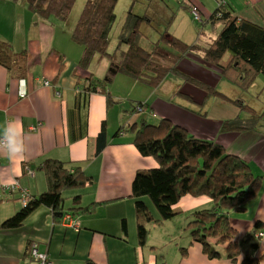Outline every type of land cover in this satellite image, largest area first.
<instances>
[{"label":"crops","instance_id":"crops-1","mask_svg":"<svg viewBox=\"0 0 264 264\" xmlns=\"http://www.w3.org/2000/svg\"><path fill=\"white\" fill-rule=\"evenodd\" d=\"M220 2L227 4L238 18L264 27V0H219L214 2L212 11L205 9V2L182 0L187 7H198L201 19H208ZM216 29L218 32L221 25ZM57 38L51 20H39L24 5L0 0V41L10 44L14 51L26 50L32 64L26 79L27 96L23 99L18 97L17 80L0 66V137L11 123L21 133L24 143L23 153L11 158L0 148V185L17 183L27 190L29 196H38L47 188L45 177L38 169L43 161L80 162L84 175L92 178L93 184L65 192L64 207H70L75 196L80 198L82 206L100 205L91 215L74 219L69 227L54 222L49 209L40 207L20 228L0 229V264H34L28 256L30 242H35L41 251L47 253L53 264H232L228 260H208L201 247L189 240L182 243L189 248L186 256L180 260L179 253L169 260L165 244L169 235L165 241L160 235L157 241L155 229H151L155 225L149 227L146 245H139L135 200L129 196L131 184L136 171L154 168L157 163L152 157L138 153L132 144L133 138L128 139L125 134L117 139L111 138L110 134L118 128L113 133L108 129L110 109L105 94L91 93L86 89L93 73L89 68L79 67L66 42L59 44ZM193 59L190 65L195 63L207 68L202 67L197 58ZM60 63L62 69L59 71ZM188 67L186 64V69ZM178 69L182 71L180 66ZM43 80L49 81L50 87H44ZM166 80L168 77L155 88L156 91ZM184 87L180 94L197 105L204 101L203 92L190 85ZM154 101L147 104L156 110L154 104L158 102ZM185 108L181 107L185 112H179L178 116H174L168 107L161 108V118L178 122L195 137L221 144L230 153L248 160L252 171L263 176L262 189L253 199L254 203L252 200L246 212L241 214L245 219L241 224L246 232L257 220L264 224V128L243 134H221V124L227 118L208 122V112L194 114ZM102 123L110 142L96 155L95 140ZM2 198L0 223L21 208L18 194ZM210 205L211 201L206 197L185 196L175 208L187 218L194 210ZM122 221L126 224V240L121 231ZM256 254L264 258V237ZM260 263L264 264V259Z\"/></svg>","mask_w":264,"mask_h":264},{"label":"trees","instance_id":"trees-1","mask_svg":"<svg viewBox=\"0 0 264 264\" xmlns=\"http://www.w3.org/2000/svg\"><path fill=\"white\" fill-rule=\"evenodd\" d=\"M11 1L17 5H24L29 12L45 22L51 18L66 22L75 3V0ZM117 1H86L71 32V41L84 49L79 67L85 68L90 57L97 53L107 56L117 73L128 75L139 83L156 88L168 75L172 74L178 77L183 85H190L203 93L207 91L205 100L214 96L225 103L230 100H226L224 94L178 69L185 56L197 58L201 61L202 67L211 66L219 72L224 81L244 91L251 88L259 75L264 77V27L238 18L227 4L222 3L208 19L202 22L201 16L200 20L194 19L190 12L194 5L186 7L181 0V6L187 8L193 20L201 23V26L208 22L212 32H215L216 27L221 25V29L214 36H207L201 31L197 41L186 44L168 34L160 35L157 41L150 42L148 31L146 30L144 36L141 33V26L155 24L156 20L149 19L146 13H143L141 16L128 17L122 31L125 34L119 41L122 46L118 45L116 51L109 54L107 52L108 37L115 21L114 10ZM165 1L160 0L155 5H150L154 12L161 15L160 21L163 23L167 18L165 16L167 1ZM151 2L148 1V4ZM173 18L174 16L169 23ZM140 38L149 42L147 48L141 46ZM162 41L165 47L160 45ZM31 65L30 56L26 50L14 51L10 44L0 41V66L17 80V84L20 80H24L26 84ZM61 69L60 63L59 71ZM54 79L56 80L57 76ZM94 82L93 79H89L86 89L91 93L105 94L104 87ZM176 95L190 105L194 103L189 97L179 92ZM105 96L107 106L114 104L110 94L107 93ZM205 100L198 105L195 103L196 106L192 110L180 106L179 103L178 106L194 114H200V111L203 112ZM146 106L149 105L138 102L134 112L144 113ZM241 107L245 109L242 105ZM245 107L251 111L248 106ZM137 108L140 110L137 111ZM152 117L157 119L158 116ZM238 117L223 121L219 132L221 134L256 132L255 126H246L243 123L245 120ZM139 123L137 125L130 117L128 124L118 128L112 135L118 138L121 134L131 131L134 134L132 144L138 153L143 157H152L157 163L154 168L136 171L131 184L129 196L135 200L139 245L141 247L146 245L151 225H160L172 220L180 213L175 206L183 197H206L211 201L210 207L194 210L187 217L186 230H188L190 243L200 245L202 254L208 260L226 259L234 263L242 257L240 264H259L264 258L256 257L255 254L262 240L259 235H264V224L257 220L254 227L247 232L246 238L239 240L236 231L230 226L229 219L231 214L246 212L249 203L262 189L263 176L252 171L248 160L230 153L224 146L212 140L191 135L178 122L173 123L167 118H161L158 124L149 125L145 119L140 120ZM95 142L97 155L108 145L104 123ZM38 169L45 177L46 190L38 196L28 195L25 203L21 202L19 211L0 223V229L20 228L27 217L40 207L48 208L53 221L61 224L66 214H70L73 219H78L91 215L100 205V203H90L82 206L80 198L75 196L71 200L70 207H64L65 192L80 190L93 184V179L84 175L80 162L64 163L48 159L43 161ZM27 172L30 173L28 168ZM5 185L11 184L0 185V188ZM0 192L1 196L18 194L21 197L18 192L9 189H3ZM19 199L21 201V198ZM121 231L126 240L125 221L121 223ZM220 248L222 251L219 250ZM37 249L40 253H45L38 246ZM178 249L181 260L186 256L188 248L181 246ZM28 256L31 259L30 247Z\"/></svg>","mask_w":264,"mask_h":264},{"label":"rangeland","instance_id":"rangeland-1","mask_svg":"<svg viewBox=\"0 0 264 264\" xmlns=\"http://www.w3.org/2000/svg\"><path fill=\"white\" fill-rule=\"evenodd\" d=\"M86 1L87 0H75L69 19L66 22H59L53 18L50 19L54 24V28L56 29L58 43L63 44L64 41L66 42V45H68L70 48L71 54L78 61V66L84 49L79 44L77 45L71 41V32L82 12ZM148 1H152L151 4H148ZM159 1L160 0L117 1L114 10L116 17L108 37L109 42L107 45V52L109 54H113L116 51L118 45L121 44V42H119L121 40L120 37L125 34L122 32L123 27L128 17H132V15L141 16L143 13H146L149 19L152 18L153 20H156V25L152 23L149 26L148 24L141 26V33L144 34V36L146 30L148 31L150 42L157 41L160 35L170 34L171 36L180 39L186 44H192L197 41V38L199 36H201V34L199 33L201 31L207 36H214L216 34L217 29L215 32H212L211 26L208 22H206L203 26H201V23L195 22L191 15L187 12V8L185 9L183 8V6H181V0H166L167 2L165 1L167 3V10L165 14L167 18L165 23H163L162 21H160L161 15L154 12L152 8V6ZM196 1L203 3L205 2V9L212 11L215 6L214 2L219 0ZM203 3H201V5ZM218 7L219 6H217V8ZM172 16H174V18L172 22L169 23L172 19ZM205 20L206 19L202 17V22H204ZM203 38H205V36H203ZM140 44L141 46L147 48L149 42L144 38H140ZM160 45L162 47H165L164 41L160 42ZM189 58L190 56H185V59H183L179 64L183 71L181 72L194 77L200 82L213 88L217 92H221L227 98L226 100H230L229 102L225 103L214 96H210L206 100L204 98L205 104L203 112H208L207 118L210 119L208 120V122H214L217 119L221 118L233 119L236 116H239V119L245 120L243 123L246 124V126H255L256 131H261L260 127L264 128V77L262 75H259L257 77L249 90L244 91L227 82L226 80L224 81L218 71V73H215L213 75L211 72L214 70L211 66H207V68H201L195 63H193V66L190 65L191 62H194V59ZM185 63L187 64V66H189L187 69ZM86 68H89L93 73L91 77L95 81L94 83L100 87H104L105 95L107 93L110 94V96L114 100V104L108 106V109H110L108 118V129L110 130V133H113L117 128L125 127L128 124L131 115L132 121L134 120V123H137V125L140 124L139 122L142 119H145L146 123L152 125L158 124L159 120L161 119V108L168 107V109H171L174 116H178L179 112H185L181 110V108L178 106V103L181 105H187L191 109L196 106L195 103L190 105L187 101L182 100L181 98H179V96L175 95L176 91L182 93V91L185 90V87L181 83L179 78L175 77L172 74L167 76L168 80H166L162 84L159 91H156L155 88H152L151 86L145 85L143 83H139L128 75L115 72V69L111 64L109 58L101 54H93L90 57ZM219 80H221V83L218 84ZM199 92L202 91L200 90ZM206 92L207 91H204V96L207 94ZM153 100L158 102V104H154V106L156 105L155 107H157L156 110H153L151 109V107L146 106V111L144 113L134 112V107L138 102H147L149 105H151ZM241 105L246 110L243 109ZM245 106H248L251 111H249ZM148 107L149 110L147 109ZM154 114L158 116L157 119L152 117ZM179 117L181 116L179 115ZM112 127H115V129L113 130ZM111 135L113 134H110V136ZM125 136L128 139L134 137L131 131L125 132ZM252 202L254 203V200ZM234 216L236 217L231 216L229 219L230 226L234 231H236L237 239L243 240L244 238H246L247 230L243 228L241 222H245V219H243L241 214H235ZM187 223L188 219L184 218L183 214L179 213L172 220L165 221L162 224L155 225L151 228L152 230L155 229L157 241L160 235L164 236L163 241H165L167 235H169V239L167 240V242H165V244L167 245V257L169 260H172V258L179 255V247H187L185 246V244H182L183 242L188 243V240L190 241L188 230H186ZM64 227H69V225H66ZM32 243L35 242H30L28 244V248ZM219 250L222 251L221 248ZM161 259L162 258L160 257V260ZM234 264H240V261L237 260L234 262Z\"/></svg>","mask_w":264,"mask_h":264},{"label":"built area","instance_id":"built-area-1","mask_svg":"<svg viewBox=\"0 0 264 264\" xmlns=\"http://www.w3.org/2000/svg\"><path fill=\"white\" fill-rule=\"evenodd\" d=\"M199 10L197 9L196 6L192 7L190 12L193 16L194 19H197V20H200V15H199ZM43 85L44 86H47L48 83L47 82H43ZM18 88H19V97L20 98H24L26 97L27 93H26V84H25V81L24 80H20L18 81ZM140 109L137 108V111H139ZM5 190V189H9L11 191H14V192H18L20 194V198H21V202L22 203H25L26 201V198L28 197V194H27V191L23 188H20V186L17 184V183H14V184H11V185H5L3 188L1 186L0 188V191L1 190ZM1 192H0V199H1ZM71 221H74V219L72 218V216L70 214H66L63 219H62V222L61 224L63 226H66V225H71ZM30 257H31V261L34 262L35 264H53L51 262V260L48 258V256L45 254V253H40L37 249V244L35 243H32L30 245Z\"/></svg>","mask_w":264,"mask_h":264},{"label":"clouds","instance_id":"clouds-1","mask_svg":"<svg viewBox=\"0 0 264 264\" xmlns=\"http://www.w3.org/2000/svg\"><path fill=\"white\" fill-rule=\"evenodd\" d=\"M0 148L7 152L9 158L24 151L21 133L11 123L4 129L3 136L0 137Z\"/></svg>","mask_w":264,"mask_h":264},{"label":"bare ground","instance_id":"bare-ground-1","mask_svg":"<svg viewBox=\"0 0 264 264\" xmlns=\"http://www.w3.org/2000/svg\"><path fill=\"white\" fill-rule=\"evenodd\" d=\"M43 82H47V83H48L47 86H44V85H43L44 87H50V83H49V81L44 80ZM156 88H157V87H156ZM18 92H19V88H18ZM18 97H19V93H18ZM19 98H20V97H19ZM20 99H23V98H20ZM144 103H147V102H144ZM32 129H34V128H32ZM111 138H114V137L112 136ZM109 142H110V140H108V144H109ZM97 155H98V154H97ZM61 162H62V161H61ZM72 162H74V161L64 162V163H72ZM132 181H133V180H132ZM23 189H25V188H23ZM25 190H26V189H25ZM26 191H27V190H26ZM130 192H131V191H130ZM175 209H176V208H175ZM176 210H177V209H176ZM73 223H74V221H71L70 224L73 225ZM259 236L262 237V238L264 237V235H262V234H260ZM260 242H261V241H260ZM199 246H200V245H199ZM200 247H201V246H200ZM255 256H256V257H259V256H257V254H255ZM241 258H242V257H239L238 260L240 261ZM222 260H226V259H222ZM228 261H229V260H228ZM229 262H230V261H229ZM230 263H232V262H230ZM232 264H234V263H232ZM259 264H261V263H259Z\"/></svg>","mask_w":264,"mask_h":264}]
</instances>
